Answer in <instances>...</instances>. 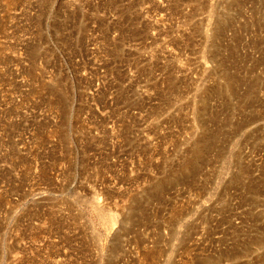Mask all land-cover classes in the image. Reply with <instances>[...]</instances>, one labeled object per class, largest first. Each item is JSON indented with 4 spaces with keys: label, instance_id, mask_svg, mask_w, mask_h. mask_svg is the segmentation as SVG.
<instances>
[{
    "label": "rangeland",
    "instance_id": "rangeland-1",
    "mask_svg": "<svg viewBox=\"0 0 264 264\" xmlns=\"http://www.w3.org/2000/svg\"><path fill=\"white\" fill-rule=\"evenodd\" d=\"M0 264H264V0H0Z\"/></svg>",
    "mask_w": 264,
    "mask_h": 264
}]
</instances>
